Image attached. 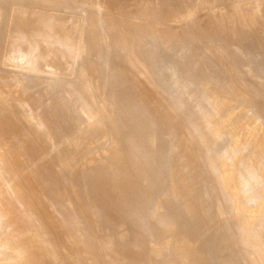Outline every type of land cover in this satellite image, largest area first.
<instances>
[{
    "label": "bare ground",
    "instance_id": "obj_1",
    "mask_svg": "<svg viewBox=\"0 0 264 264\" xmlns=\"http://www.w3.org/2000/svg\"><path fill=\"white\" fill-rule=\"evenodd\" d=\"M127 1L70 0L74 11L102 6L100 12L91 6L81 21L83 55L81 41L72 44L65 27L69 19L47 8L33 14L13 8L39 28L28 34L20 28L2 58L36 77L51 74L42 65L47 55L84 60L79 83L63 82L91 123L68 137L67 121L56 117L58 125L51 123L62 142L54 147L37 115L39 98L5 88L0 74V264H264L254 225L264 209L247 207L254 200L251 183L264 186L256 174L264 164V128L258 133L252 120L264 124V103L246 110L243 85L223 91L211 75L177 74L194 53L229 75L255 67L264 79V1L259 7L250 0H133L132 7ZM134 14L145 21L133 22ZM113 66V77L129 81L116 91ZM185 72L192 74L190 67ZM234 138L243 155L229 169L225 142ZM96 141L105 142V164L95 159ZM80 151L82 169L75 171ZM167 216L171 224L164 228ZM208 227L214 237L203 240Z\"/></svg>",
    "mask_w": 264,
    "mask_h": 264
},
{
    "label": "rangeland",
    "instance_id": "obj_2",
    "mask_svg": "<svg viewBox=\"0 0 264 264\" xmlns=\"http://www.w3.org/2000/svg\"><path fill=\"white\" fill-rule=\"evenodd\" d=\"M69 2H70V0H0V13L2 14L1 19H0V66H1L0 67V70H1L0 74H2L3 76L5 75V77H6L5 78L6 79V83H5L6 85H4V86H5V88H11L14 90L16 89L15 91H17L19 93L21 92L20 94L28 96L30 98H33V99H36V97L39 98V101L35 105V108L37 109V113L39 112L37 115L39 117L41 116L40 118L43 120V123L48 128L51 129V130L49 129V132L51 131L50 134L52 133L51 137H52V142H53L54 147H58L61 144L60 142H62V138L57 134V132L55 130L57 126L52 124L54 120L57 123L56 117L59 119V121H62V120L67 121L66 134L68 137H71V136L78 134L82 129L88 127L91 123L89 118H87L86 116H83L81 114V112L79 113V111H77L79 109L76 107V103H75L76 100L74 97H72L68 94L67 85L64 84V82H63V80H66V81L70 80L69 82H72L74 84H78L79 83L78 71L80 70L81 66L84 65L86 62L81 59V60H78L75 64V61H73L74 58L72 56H71L72 58L67 57L64 59V58L60 57L58 54L47 55L46 58H44L42 65H43L44 70L47 69L48 71H51V74H50L51 76L41 74V75H38L36 77L32 72H29L28 70H25V69L22 70L21 68L15 66V65L12 66L11 65L12 63L6 62V60L4 59L6 53L4 51L6 49V52H7L10 44L12 42H14L15 40H18V38H19L18 33H20L21 29H24V31L28 34L29 32H32V31L39 28V25L33 19L25 18L22 16H17L16 14L13 13V8L16 9V8L25 7L24 9L27 8L26 10H28L29 13H31V14L41 13L42 10H44V8H47V10H51L53 12L59 13L65 19H69V23H67V26H65V27L67 28V31L69 29L68 32H70V37H71L70 39H72L71 40L72 44H78L81 41L80 54L81 55L85 54L86 53V48L84 45L85 32L84 31L81 32V29H80L81 28V21L87 16L88 9L91 8V6H93L94 10L98 11V12L102 11V6H101V4L96 3L95 5H87V6L79 7L78 9H76L74 11L70 8H67L69 5ZM260 3H261V0H250L248 2V4L258 6V7H259ZM133 4H134L133 0L127 1L128 7H132ZM242 4L243 3H241V2L237 4L239 9H241ZM11 14H12V16H11ZM259 14H260V16H262L263 12L259 11ZM13 15H14V17H13ZM131 20L133 22L143 23L145 21V18L134 14L131 16ZM156 23L159 25L160 21L157 20ZM64 25H66V24H64ZM103 27L105 30L110 29L109 26H107V25H105ZM121 27H123V26H120V28ZM77 28L80 31H78ZM76 30L78 33L76 32ZM76 35H79L76 37L77 39H75ZM8 39H9V41H8ZM77 40L79 42H77ZM5 46H7L8 48H6ZM40 51L41 52L43 51L42 54H46V52H49L44 47H41ZM168 54H170V53H168ZM3 56H4V58H2ZM60 62L62 64L63 63L64 64L62 65ZM2 64L4 65L3 67H2ZM59 65H60V67H59ZM74 65L76 67L75 73H74ZM180 66H179L180 68L177 69V74L180 78H186L187 77L188 79L196 80L197 78H200V75H201V77L204 76L207 78H210V77H208V75L209 76L211 75V77H213L214 80L219 81L221 86H223V85L225 86L224 89H222L223 91L228 90L226 87H228L230 89L231 88L237 89L243 85L242 88L245 89L243 91V94H244V97L246 98V100L243 102L242 107H245L246 110L247 109L249 110L255 102L264 103V79L259 78L257 76V69L255 67H247L245 70H248V71H245L244 73L239 74L237 76L236 75L232 76V75H229L227 73V71H225L223 68L218 67L213 60H210L209 58L207 59L205 57H199L194 53H190L187 56V59L185 60V62H183ZM185 67H190L191 72H192L191 75H189V74L186 75L187 73L185 72ZM183 69H184V71H183ZM117 70H118V68L114 67V66L110 68V72L112 73V78L110 80V86L112 85V88L115 91L125 88L129 82L128 79H125V78L113 77V76H116ZM2 72H4V73H2ZM181 72L183 74H181ZM184 73H185V76H184ZM54 74H56V75H54ZM180 74H181V76H180ZM243 74H245V76ZM98 76H99V73L91 76L89 78L90 82H96L98 80ZM235 77L236 78L238 77V78L236 79ZM33 79H34V81H32ZM27 80H28V82H27ZM245 81L248 83H246ZM29 82H31V83H29ZM240 82H242V83L244 82L246 85L244 83L240 84ZM249 82H250V84H249ZM24 83L27 86H25ZM30 84H32V85H30ZM64 85H65V87H64ZM254 85L256 87H254ZM250 86L253 88H251ZM255 88H257V91ZM251 92L252 93L254 92V93L252 94ZM19 93H18V95H20ZM86 93H87V91L84 88L80 89V94L82 96H84L89 103H92L91 98ZM251 95L254 97L253 98L249 97ZM71 97H72V100H71ZM249 99H251V100H249ZM64 100H66L67 102ZM106 101L107 102L111 101V99L108 95L106 96ZM248 101L251 103H249ZM117 105L120 109H123V110L127 109V107H125V105L123 104V101L118 102ZM146 107L147 108L150 107L149 103L146 104ZM70 109L72 112L70 111ZM50 119H51V121H50ZM77 120L79 123L77 122ZM252 120L254 122V129L259 133L264 128V124L259 120V118L257 116H253ZM175 124L178 125L177 122ZM57 125H58V123H57ZM178 128H179V126H178ZM18 139H19V136H15L11 140V144L15 145V143H18ZM145 141L149 142V139L145 138ZM229 143H230V145H229ZM240 143L241 142L238 138H234L233 140L231 139V140L225 142V145L227 144V150H228V155L226 156V158L224 160L225 167H227L229 169L237 168L236 165H238V162H239L238 160L240 159L239 157H242V155H243L241 153V151H239ZM104 145H105L104 141H96L94 143L95 148L97 147L95 159L98 161V163L100 162L102 164H105L107 162L106 154L102 150ZM235 152L237 153V155ZM233 153H235V154H233ZM81 154H82V151H80L78 154L79 155L78 156V160H79L78 162L79 163L77 164V168L75 166V169H74L75 171H80L82 169L83 159H81L82 158ZM256 174H257L259 179L264 181V164H261L258 167V169L256 170ZM251 185H252V189H253L252 196H253L254 200L250 201L249 204H247V207H249L252 210H255L257 207L264 209V186H262V185L257 186L253 183H251ZM167 212L169 215H171L170 213H172V208H169ZM162 223H163V225L161 224L162 227H164V228L169 227L171 224L170 216H167L166 218H164ZM254 225L260 231V243L262 244V247L264 248V214L261 215L260 217L254 219ZM6 232H7L8 236H10V237H12L15 234L13 228H11V227L7 228ZM214 233H215L214 227L213 228L212 227L206 228L204 230L203 240L212 239L214 237ZM16 259H18L17 255H16ZM2 260L3 261L7 260L6 253H4L2 255Z\"/></svg>",
    "mask_w": 264,
    "mask_h": 264
}]
</instances>
